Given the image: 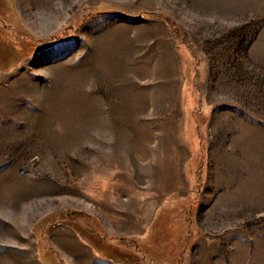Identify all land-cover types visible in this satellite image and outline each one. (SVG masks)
<instances>
[{"label":"rangeland","instance_id":"374dc122","mask_svg":"<svg viewBox=\"0 0 264 264\" xmlns=\"http://www.w3.org/2000/svg\"><path fill=\"white\" fill-rule=\"evenodd\" d=\"M0 264H264V0H0Z\"/></svg>","mask_w":264,"mask_h":264},{"label":"trees","instance_id":"16d2710c","mask_svg":"<svg viewBox=\"0 0 264 264\" xmlns=\"http://www.w3.org/2000/svg\"><path fill=\"white\" fill-rule=\"evenodd\" d=\"M93 213H90V212H87V215H86V217H87V220H90L92 217H93ZM167 216V208L166 207H163L162 206V209H160L159 210V213L157 212V216L155 217L156 218V220H155V222L157 223V225H158V222L164 217V216ZM180 219H182V220H184L183 218H180ZM99 220V219H98ZM92 222V221H91ZM155 222H154V224H155ZM93 225H95V224H93ZM97 226H99L100 227V223L98 222V224H97ZM90 227H92L93 228V226L90 224ZM95 229V228H94ZM98 230H100V229H98ZM188 230V232H189V230H190V232H192V226L191 225H186V231ZM95 231H97V230H95ZM154 231H155V229H154ZM189 232V233H190ZM188 233V234H189ZM193 234H191V236H192ZM107 237V238H106ZM125 238V236H119V235H114V234H111V233H109V232H107L106 230H105V234H104V242L107 244V243H109V245L111 244V245H113V246H115V247H118L117 245L118 244H120L121 242L120 241H122V239H124ZM137 241V240H136ZM118 243V244H117ZM118 262H121V261H118Z\"/></svg>","mask_w":264,"mask_h":264},{"label":"bare ground","instance_id":"6f19581e","mask_svg":"<svg viewBox=\"0 0 264 264\" xmlns=\"http://www.w3.org/2000/svg\"><path fill=\"white\" fill-rule=\"evenodd\" d=\"M144 127V126H143ZM145 129V128H144ZM145 138V137H144ZM150 139V138H149ZM144 144V143H143ZM145 145V144H144ZM143 145V146H144ZM155 147V146H154ZM151 149H153V148H151ZM154 150V149H153ZM159 150V149H158ZM158 152V151H157ZM159 153V152H158ZM157 154V153H156ZM154 155V154H153ZM121 156V155H120ZM153 160V159H152ZM148 162V161H147ZM155 168V167H154ZM154 180V179H153ZM127 200V199H126ZM129 200V199H128ZM131 201V200H130ZM127 202H129V201H124L123 203H127ZM133 202V201H132ZM131 204V203H130ZM61 232V231H60ZM57 234V233H56ZM58 236H60V237H63V234H58Z\"/></svg>","mask_w":264,"mask_h":264},{"label":"crops","instance_id":"0c3cea01","mask_svg":"<svg viewBox=\"0 0 264 264\" xmlns=\"http://www.w3.org/2000/svg\"><path fill=\"white\" fill-rule=\"evenodd\" d=\"M128 199H129V200H132L131 198H128ZM128 199H127V200L124 199L123 202H124V201H129ZM107 232H108V231H107ZM109 233H110V232H109ZM111 234H113V233H111ZM114 235H117V234H114Z\"/></svg>","mask_w":264,"mask_h":264}]
</instances>
